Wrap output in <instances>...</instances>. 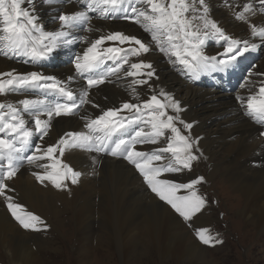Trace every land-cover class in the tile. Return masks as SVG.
I'll return each mask as SVG.
<instances>
[{
	"label": "bare ground",
	"instance_id": "6f19581e",
	"mask_svg": "<svg viewBox=\"0 0 264 264\" xmlns=\"http://www.w3.org/2000/svg\"><path fill=\"white\" fill-rule=\"evenodd\" d=\"M39 1L34 0V7L42 25L47 19H52L60 13L71 14L82 10L77 3L67 2V0L66 4L57 0V3L51 4L50 7ZM206 4L209 9V18L214 20L226 35L258 45L252 52L251 68L246 72V79L237 90L226 94L192 85L179 72L176 63L171 58H164L165 53H161L158 48L156 53L128 55V63L124 65L126 67H123L117 75L120 77L118 79L115 78L117 76L113 77L116 81L113 83L107 81L102 87L87 91L88 102L80 104L79 114L54 117L47 135H44L42 139L38 136L39 134L33 136L36 139L35 150L31 152V155L35 152L36 155L42 156L48 146L55 145L66 133L87 131L85 118L95 119L103 111L115 109L116 105L118 109H121V105L126 102L143 104L152 95L160 96L163 90L174 100L179 101L181 108L178 114L169 108V115H178L185 124L192 125L191 129L186 127L184 129L175 122L181 134L184 136L190 134L210 160L213 157L217 161V163L213 162L210 176L212 178L220 176L225 180L226 186L232 189L240 200V215L248 223L264 231V135H261L264 133V124L258 123L248 115L246 106L247 98L258 95L259 88L264 86V40L251 35L253 25L257 28L264 27V13L259 11L258 0H206ZM247 4H252L257 9L256 13L245 12V20L238 19L236 14L244 12V6ZM41 5L48 9H41ZM22 7H28V5L25 4ZM142 7L147 9V5L142 4ZM196 7L202 11L198 0ZM90 19L89 24L72 29V36L69 38L73 40V43L58 44L53 52L60 51L59 48L65 46L73 51V56L82 55L95 36L100 37L114 32L131 36L129 33L138 30V27L129 20L102 21L98 19V14H93ZM54 22L51 25L54 31H57L60 29V22L58 19H54ZM86 25H88L86 29L78 30ZM138 26L141 35L152 38L150 32H146L140 24ZM44 30L49 31L46 28ZM161 40L163 46L166 45L165 47L169 48L166 37H161ZM218 41L211 37L206 39L203 45L204 55L218 57L224 51V48L213 46ZM175 43L181 44L182 41H175ZM129 46L139 47L134 43L130 45L128 42L121 44L119 41H105L101 48L127 49ZM256 54L260 56L257 60L258 67L253 71ZM168 57H171V54ZM174 57L177 59L175 55ZM70 62L64 67L50 71L49 68L26 66L17 61V58L9 60L6 56L0 55V73L13 70L18 74L38 72L44 76L59 78L72 87V59ZM141 62L152 65L151 69L141 70L145 73L154 71L151 78L140 74L126 75L129 70H132L131 64ZM250 76L255 85H248L247 89L241 90L242 85H247L245 83L251 81ZM141 79H147V83H134ZM177 91L185 94L183 99ZM245 91L247 93L243 94ZM82 93L83 91L77 92L76 95L81 97ZM238 97H242L243 101ZM23 99H38V97L23 94L20 91L0 95L1 103H13L21 108L18 102ZM21 115L26 121V126L34 130V117L23 112ZM120 115L129 117L131 112L121 109ZM41 118L47 119V116L42 115ZM173 135L170 130H165V136L159 138L156 144H138L136 148L138 151L150 153L154 149L165 147L167 138ZM36 145H40L39 152H36ZM54 155L63 164L81 173L77 183L73 184L69 178L63 182L66 186L57 188L50 180L45 179L43 182L38 180L34 173L44 175L46 170H51L47 167L51 161L44 158L32 164L28 162L20 164L16 175L11 180L5 181L8 184L5 192L13 198L14 203L21 205L25 202L37 213H41L38 210L50 212L56 224L62 223L61 215L64 212L72 210L71 219L73 218L77 225L75 230L77 232L86 230L84 236L77 237L75 244L72 243L76 251L81 254L82 261L91 252L85 248H95V242L97 246L105 247L108 254L117 248L120 253L123 252L124 258L130 254L148 257L155 253L159 257L170 258L176 264L184 259L206 261V258H209L204 248L191 237L179 213L168 210L167 205L164 204L165 201L152 192L143 175L126 159L101 155L95 150L80 148H66L63 155H60L58 151ZM169 157L165 155L164 160L154 161V166L168 163ZM167 174V172L162 173L160 178L168 179ZM62 202L69 208L67 211L60 210L59 207L63 205L58 204ZM7 204L5 197H0V245L8 263L40 264L41 254L37 248L43 247L44 241L39 239L36 233L29 234L27 229L12 216ZM207 221L208 218L203 215L197 218V223L202 226L206 225ZM185 223H188V220ZM48 247L57 252L60 245L58 247L53 244ZM209 262L212 264L210 260Z\"/></svg>",
	"mask_w": 264,
	"mask_h": 264
},
{
	"label": "snow or ice",
	"instance_id": "6c2138e0",
	"mask_svg": "<svg viewBox=\"0 0 264 264\" xmlns=\"http://www.w3.org/2000/svg\"><path fill=\"white\" fill-rule=\"evenodd\" d=\"M51 5L57 0H42ZM63 2V0H62ZM78 2L84 6V10L71 14L60 13L54 19L60 22V29L55 32L45 31L40 22L39 15L34 7V0H0V54L9 58H28L25 63H32L46 58L58 44H71L73 40L72 29L84 25L90 21L88 11H94L101 18L131 19L140 24L146 32H150L152 40L160 44V51L167 53L169 48L174 50L172 55L177 57L179 64L183 65L187 73L197 77L203 70L212 67L225 70L235 67L239 59L248 52L255 51L258 47L248 40H237L225 34L223 29L211 18L206 0H198L202 11L196 7L197 0H135V4L147 5V9L138 8L133 0H67ZM259 11L264 13V0H258ZM27 4L28 7H22ZM128 7H125V5ZM129 7L131 11L129 12ZM192 12L191 18L185 13ZM257 9L252 4L244 6V12L237 13V18L245 20V12L255 14ZM91 31V29H89ZM252 36H258L264 40V27L253 25ZM161 37H166L169 48L163 46ZM224 41L226 47L221 55L206 56L203 53V45L208 38ZM105 41H119L121 44L128 42L139 47L129 46L127 49L119 47L100 48ZM175 41H182L181 44ZM149 47L135 36L125 35L120 32L102 35L86 48L82 55L76 57L75 69L81 77L87 79L89 88L105 82L108 76L119 72L123 64L128 63V55L139 56L149 52ZM105 59H115L119 62L115 68H109L107 72L99 73L96 70ZM151 64H131V69L126 75L137 74L151 78L154 71L142 72L143 68L151 69ZM4 77H7L6 79ZM71 79V77L69 78ZM134 83L146 84L147 79L134 81ZM26 89H40L45 95L57 93L65 98V102H55L47 99H23L18 102L21 107L13 103H0V196L8 201L7 207L20 225L25 229H35L40 217L23 209L22 205L14 203L11 196L6 195L8 184L18 170L19 164L25 159L29 164L36 160L47 158L51 161L44 175L34 173L36 178L43 182L50 180L52 184L61 188L66 179H71L73 184L81 173L74 171L67 164H63L54 153L57 151L63 155L66 148H80L105 152L112 156H122L143 175L146 183L162 201H166L184 220H190L199 212L204 204L203 197L197 194L195 186L203 180V177L193 179L188 183H176L172 180L161 179L162 173L180 172L182 169H191L192 161L198 159L193 152V142L187 136L181 134L175 121L179 116L168 115L167 109L172 108L177 114L181 111L179 101L161 91L163 100L152 95L143 104L124 103L121 109L131 112V117L120 115L121 109H108L95 119H86L87 131L69 132L57 141L55 145L48 146L43 155H23L25 149L30 146V141L35 134H40L42 139L47 135L54 117L72 115L78 109L76 95L67 84L56 80L55 77L44 76L42 73L30 72L18 74L15 71L0 73V94L14 93ZM135 91V89H133ZM88 92L83 91L80 104L87 103ZM238 99L243 101L242 97ZM247 114L264 124V86L259 88L258 95H252L246 101ZM7 112H4V109ZM21 112L34 117V130L26 126V121ZM46 115L47 119L41 116ZM183 123V121H181ZM136 127H133V126ZM143 125V126H141ZM191 129V124H185ZM149 130H145V129ZM165 130H170L174 135L168 137L167 145L154 149L152 152L138 151L136 145L145 143L156 144L159 138L165 136ZM264 135V133H261ZM10 137V138H9ZM19 145V146H17ZM36 152L40 151V145H36ZM166 154H171V159L166 164L154 166V161H162ZM6 162V163H5ZM44 167L43 165H41ZM184 189L188 194L178 195V191ZM207 229L197 230L199 240L205 245L221 243L213 236L207 235Z\"/></svg>",
	"mask_w": 264,
	"mask_h": 264
},
{
	"label": "rangeland",
	"instance_id": "374dc122",
	"mask_svg": "<svg viewBox=\"0 0 264 264\" xmlns=\"http://www.w3.org/2000/svg\"><path fill=\"white\" fill-rule=\"evenodd\" d=\"M41 1L42 0H40L39 3ZM189 2H191V0H189ZM40 7L41 9H48L43 5ZM258 8H260V5H258ZM185 15L191 18L193 14L190 11L185 13ZM168 56H170V54H165L164 58L167 57L170 59L171 57ZM255 56L256 61L253 71L258 67L257 60L260 54H256ZM250 80V82L245 83L247 85L241 86V90L247 89L249 87L248 85H255L254 82H252L251 76ZM245 93H247V91L243 94ZM178 95H180L181 99L185 96L183 92H178ZM159 97L162 100L164 99L161 95ZM115 109H118V105H116ZM167 113L169 115V108L167 109ZM181 121H183V123H181ZM175 122L185 129V121L183 119L179 118ZM189 135L190 134H187V137L193 142V152L198 159L192 161L190 170L182 169L180 172L168 173L167 178L176 183H188L193 179L203 177V180L195 186L197 194L205 200L203 208L195 213L192 218L188 220V223H185L186 220H184L182 216L181 219L184 221V226L189 230L191 237L204 248L209 258L207 257L206 261L202 259H195L193 261L184 259L179 264H210L209 260L212 264H264V231L248 223V221L240 215V200L235 196L236 194L233 190L226 186L227 183L224 179H221L220 176L212 178L209 174L212 172L213 162L217 163V161L213 157H211L212 159L210 160L205 151L195 142L194 138ZM166 156L169 157L170 154H166ZM169 158L171 159V157ZM177 194L186 195L188 193L186 190L181 189ZM164 204L167 205L168 210L172 212L175 211L166 201ZM21 205L25 211L40 217V222L37 223L35 229H27L29 234L33 235L36 233L39 235L38 238L44 241V246L37 248L41 254L39 259L40 264H176L170 258L166 259L162 256L159 257L155 253H152L151 256L149 255L148 257L130 254L128 257L124 258L123 252L120 253L116 248L111 250L108 254L105 247L97 246L96 242L94 243L95 248H85L89 249L91 252L86 256L84 259L85 261H82L81 254L76 251L72 243L75 244L77 237L84 236L86 230L82 229L81 232L75 230L77 225L73 218L71 219V216H73L72 210L71 212L69 210L63 214L61 213L62 223H57L59 224L57 226L50 212L38 210L41 213H37L31 210L29 205L25 202H22ZM58 205H63L59 207L62 211H67V209H69L63 202ZM201 215L208 218L204 226L197 223V218ZM200 228L207 229V235L213 236L216 240L222 242H213L205 245L199 240L196 234L197 230ZM95 237L94 234V238ZM53 244L58 247L60 245L57 252H54L55 250L48 247ZM5 257L4 250L0 245V264L8 263V259Z\"/></svg>",
	"mask_w": 264,
	"mask_h": 264
}]
</instances>
